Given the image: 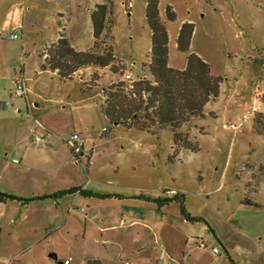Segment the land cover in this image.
<instances>
[{
	"label": "rangeland",
	"instance_id": "1",
	"mask_svg": "<svg viewBox=\"0 0 264 264\" xmlns=\"http://www.w3.org/2000/svg\"><path fill=\"white\" fill-rule=\"evenodd\" d=\"M157 2L167 33V66L184 68L192 53L221 81L218 97L202 109L205 116L181 126L185 137L196 143V152L177 150L167 127L149 132L112 125L101 111L108 89L127 84L125 74L133 84L153 81L147 67L150 31L144 0H0V192L29 198L76 187L90 193L59 202L64 213L49 229L43 225L52 207L41 206V216L15 200L6 201L7 212L0 217V264H85L92 259L152 264L145 256L120 254L119 246L129 248L141 230L99 228L117 224L125 212L137 218L146 214L141 210L148 209L145 205L137 207L126 197L155 198L167 188L187 190L186 197L198 195L215 217L216 205L223 203L239 232L261 250L254 254L264 257V0ZM166 6L175 15L173 21L165 18ZM94 11L95 18L104 17L97 40ZM185 21L193 24V31L188 51L179 52L175 41ZM11 33L19 38L10 40ZM60 35L76 50L109 55L110 65L82 67L62 81L48 70ZM21 82L26 97L13 94L15 83ZM231 123L235 130L223 128ZM105 129L108 133L102 135ZM33 130L47 136L48 144L33 145ZM73 133L84 141L77 159L65 145ZM243 190L257 205H237ZM173 224L171 230L164 228V240L190 235L202 237L207 246L215 242L205 225ZM169 239L171 245L178 243ZM216 246L220 255L215 262L223 261L224 253ZM155 251L161 255L158 262L171 264L166 251ZM202 259L213 264L210 252Z\"/></svg>",
	"mask_w": 264,
	"mask_h": 264
},
{
	"label": "trees",
	"instance_id": "2",
	"mask_svg": "<svg viewBox=\"0 0 264 264\" xmlns=\"http://www.w3.org/2000/svg\"><path fill=\"white\" fill-rule=\"evenodd\" d=\"M144 16L146 25L150 31V51L148 71L152 82L139 80L131 85H114L106 92V98L101 105V111L110 124L121 125L126 128H137L150 132L151 128L167 127L172 135V143L175 148L196 152V143H192L185 137L180 129L191 118L202 117V109L208 101L218 97L220 78L213 76L209 65L195 55L189 54L182 70L172 69L167 66V33L159 17L157 0H144ZM99 9L103 6L99 5ZM91 14L93 38L97 40L103 29L104 17H94ZM165 18L173 21L175 15L170 6H166ZM193 31L192 23H182L179 27L175 41L179 52H187L190 37ZM52 65L49 71L62 80L69 79L82 67L98 66L107 67L111 63L109 55H97L91 50H76L69 45L64 36H59L55 42V50L52 52ZM46 70V69H41ZM108 131H102L106 135ZM75 192L87 196L84 190L69 188L41 195L37 198H49L58 200ZM100 198H109L111 195H95ZM154 203L157 207L175 202L179 205L182 217L188 222L199 221V218L191 217L183 205V194L180 193L171 198L133 197ZM20 201L11 195L0 192V204L6 201ZM230 264H235L228 256ZM85 264H103L99 260H87Z\"/></svg>",
	"mask_w": 264,
	"mask_h": 264
},
{
	"label": "crops",
	"instance_id": "3",
	"mask_svg": "<svg viewBox=\"0 0 264 264\" xmlns=\"http://www.w3.org/2000/svg\"><path fill=\"white\" fill-rule=\"evenodd\" d=\"M185 22L190 23L189 21H185ZM182 69H178V70H182ZM204 116L205 115L203 113L202 117ZM40 128L46 131V129L41 125H40ZM175 189L179 190L183 194V205L187 213L191 217L199 218L200 220L196 222L186 221L180 214L178 203H175V202L167 203V204L162 205L161 207H157L152 202L143 201L142 199H137V198H132V197H129V198L126 197L125 199H132L131 202H134L135 206L137 207L139 206V204H141L140 206L145 205L148 209L142 208L141 210H144V213L146 214H142L143 216H141L140 218H137L135 215L128 214L127 212H125L121 214V217H118L117 224H111V225L107 224L106 227L99 228L102 231L109 230V229L111 230L115 228L122 229V230H128V231L129 230L135 231V229H137L136 230L137 233L138 231L141 230V234H136L137 235L136 238H134L133 241L129 242L130 243L129 248L124 247V243L121 242L123 243V246H119L121 256L123 253L125 254L126 252H130L129 254L131 256L134 254H136L137 256H145L147 259H149V261H151L152 264H156L158 262V257L161 256V255L158 256V252L156 253L155 251V247H158L161 249L162 252L166 251L167 259L168 261H170L171 264H203L202 258L206 257L208 252L212 254L211 249L217 248L216 244H218L224 253L225 259H223V261L217 260V262H215V259H217V257L220 255V253L218 252L216 256L212 255L213 264L214 262L216 264H230L228 261V256L234 261L235 264H260L262 263L260 262V260H257V258H260L264 261V257L262 256L258 257L257 254H254L255 252L257 253L261 252V250L256 248V244L250 241V239H248L242 231L239 232L240 230L236 227L237 225L236 220H234L231 214L228 213L226 207L224 209L223 203L221 204L219 203V205H216L218 208L215 209L216 214H217V216L215 217L214 214L210 215V213L206 210V207L202 199L198 195H197L198 197L193 194L190 197H186L185 194L187 193V190H184L182 188H175ZM41 195L37 194V195H32L29 198H20V201L19 202L16 201L15 204H19L20 206L27 207L28 209L32 211H38L39 215L41 213V216L42 215L44 216V212H42L40 208L41 206H45V209H47L48 206L52 207L51 209L52 212L47 213V215L45 216L47 220H46V224L43 225L44 229L46 228L49 229V228L54 227V225H56V222H57L55 221V219H57V217H60V214L64 213V209L59 207V202L61 205H63L65 198L72 196L74 199L75 196H80L79 193L75 192L72 195H66L62 197L58 199L59 201H57V200H53L49 198H44V199L37 198L38 196H41ZM155 198H160L162 200L164 199V197H162L161 195ZM134 200L139 201V203L135 202ZM251 202L253 201L250 200V198H248L247 193L244 191L243 199L237 200L236 203L237 205H240V204L249 205V206L257 205L255 202H253V204ZM187 203H189L190 208L194 209L193 211H196V212H192ZM129 204L132 205V203H129ZM148 204H152L150 205L151 206L150 208L148 207ZM135 206L132 205V207H135ZM11 210H15V208L11 207ZM5 212H7V206H5V204L2 203L0 204V217H2L3 214H5ZM147 213H149L150 215L148 216ZM44 221L45 220H41V222H44ZM41 222L39 223V225H41ZM173 223L177 224L178 226L185 227V228H187V224L189 225V224H194V223H200L202 225H205L204 227L212 233L213 239L215 240V242L210 243V245L207 246L202 237H198V238L196 237L192 239L190 235H179L178 237L176 236L169 237L172 239H177L178 241V243L175 241L171 245L170 244V242L172 241L171 239L168 238L167 240H164L165 239L164 235L166 234H164L163 230L166 226L168 227L165 229L171 230V228L174 225ZM90 225L99 226V223H97L96 221H90ZM232 227L235 228L237 231L234 230V233H233ZM162 236H163V240L161 242L160 240ZM240 239L242 241H240ZM166 241L168 244L165 243ZM198 242H203L205 245V248L204 249L199 248ZM209 246H210V250L208 248ZM253 254L255 255V257H257L255 258L256 261H254ZM237 259H239L240 261Z\"/></svg>",
	"mask_w": 264,
	"mask_h": 264
},
{
	"label": "built area",
	"instance_id": "4",
	"mask_svg": "<svg viewBox=\"0 0 264 264\" xmlns=\"http://www.w3.org/2000/svg\"><path fill=\"white\" fill-rule=\"evenodd\" d=\"M18 30V29H15ZM19 38V35L15 34V33H11L9 35V39L10 40H17ZM124 80L126 81V83L128 84L129 89H131V85L133 84V81L130 77L129 74H125L124 75ZM13 94L16 97H26V89L23 86V82L21 83H15L14 88H13ZM245 121V119H244ZM223 128L226 130H235L237 128V125L231 123L228 125H223ZM31 142L33 145L36 146H44L48 144V139L47 136L45 135H37L35 133V130H33L31 132ZM65 145L67 147H69L72 155L75 157V159H77L78 155H81L82 150H83V146H84V141L75 133L69 135V137L67 138V140L65 141ZM14 163H18L17 160H13ZM181 192L177 189L174 188H167L164 189L162 191V196L165 198H171L174 197L176 195H179ZM198 247L201 249L205 248V245L203 242H198ZM211 253L212 255L216 256L218 254V249L217 248H213L211 249ZM63 264H68V260H65L63 262ZM125 264H131L126 262ZM156 264H165L164 261H159Z\"/></svg>",
	"mask_w": 264,
	"mask_h": 264
},
{
	"label": "water",
	"instance_id": "5",
	"mask_svg": "<svg viewBox=\"0 0 264 264\" xmlns=\"http://www.w3.org/2000/svg\"><path fill=\"white\" fill-rule=\"evenodd\" d=\"M49 257H54V255L51 254V255H49Z\"/></svg>",
	"mask_w": 264,
	"mask_h": 264
}]
</instances>
